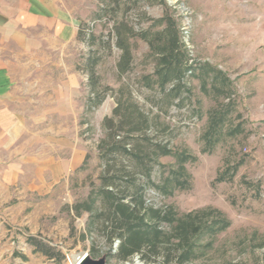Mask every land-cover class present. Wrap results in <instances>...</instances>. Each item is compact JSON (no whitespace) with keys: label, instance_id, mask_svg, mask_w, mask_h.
<instances>
[{"label":"rangeland","instance_id":"374dc122","mask_svg":"<svg viewBox=\"0 0 264 264\" xmlns=\"http://www.w3.org/2000/svg\"><path fill=\"white\" fill-rule=\"evenodd\" d=\"M163 1L178 21L194 71L173 101L149 83L156 79V61L142 38H131L133 62L120 73L122 51L112 32L121 19L138 32L150 28L164 15ZM17 2L8 0L16 19H10L11 38L0 31V65L8 64L12 75L11 92L0 101V264H84L88 258L159 264L141 254L118 257L120 229L107 213L98 215L105 210L103 173L125 202L138 203L141 196L145 208H172L177 217L209 213L189 247L176 246L171 226L162 223L168 235L160 261L168 256L166 264H180L189 251L184 264H264V0H26L23 15ZM94 56L99 89H110L88 109L87 63ZM204 65L220 69L231 83L216 80ZM128 92L150 126L136 134L131 154L116 153L106 164L100 158L108 139L103 122ZM229 104L209 148L203 134L210 113ZM163 145L195 157L185 164L189 190L168 195L160 188L178 168L174 156L158 155ZM236 166L232 179L217 180ZM90 197L98 199L92 211L76 208ZM218 213L229 226L214 232Z\"/></svg>","mask_w":264,"mask_h":264},{"label":"trees","instance_id":"16d2710c","mask_svg":"<svg viewBox=\"0 0 264 264\" xmlns=\"http://www.w3.org/2000/svg\"><path fill=\"white\" fill-rule=\"evenodd\" d=\"M121 1L122 0H113L111 4L119 5ZM163 4L165 5L164 15L160 19L155 20L150 28L142 29L138 32L127 21L121 19L114 21L112 32L116 38V46L122 51L117 65L120 73H125L130 70L133 62V44L131 38L137 36L142 38L149 44L151 55L154 56L156 61V79L155 81H148L152 84L153 82L156 83L160 89L165 92L168 99L173 101L175 98H180L182 87L184 86L183 80L186 75L190 71L191 74H194V71L193 67L186 62V54L181 48V35L178 21L167 3L163 1ZM103 8L105 9V6H103ZM111 10L116 9L112 8ZM154 26H161V29L153 30ZM78 36L79 38H83L82 29H79ZM98 62L99 58L94 56L90 58L87 63L92 94L88 99V109H92L101 104L105 100L106 92L110 89L109 87H106L104 91L99 89L100 78L95 71ZM203 70L204 72H215V79H220L224 85L231 83L227 75L220 69H215L210 67V65H204ZM174 81L176 84L171 89L167 90L166 86ZM202 87L207 91L206 80H203ZM213 87L218 91L220 89L216 85H213ZM127 95L126 101L121 100L122 97L126 95H121L117 106L113 110V114L106 117L103 122L107 130L108 139L104 147L103 144L101 145L100 158L106 164L109 163L108 157L116 153L123 155L131 154V143L134 138H136V134L145 133L150 126L148 115L132 99L130 92H128ZM229 109L230 104L221 112L216 108L212 109L208 129L203 134L205 144L209 146V148L213 147L218 141L215 134H217ZM122 133L124 135L120 136ZM158 147V155L174 156L178 167L169 173L160 188L168 195L172 194L176 189L189 190L192 185L188 178L185 164L194 160L195 157H192V155L186 152H173L168 148V145ZM110 168H108V172ZM236 170L237 166L230 177H226L228 174L226 171L217 180L225 181L232 179ZM102 179L103 185L100 192L104 195L105 210L99 212L98 215L107 213L108 216H111L112 220L115 221V230L116 227L120 229L118 237L121 242L118 250V257L122 260H128L135 254H141V258L144 261L166 264V262L169 261L167 259L168 256L166 259L163 257L161 261L158 259L162 254L161 246H163V242H165L163 239L165 235H168L161 228L162 223H167V225L171 226L172 236L179 240L176 245L179 248L185 246L189 247L192 237L199 234L203 229L202 218L209 214L207 212L191 213L185 217H177L176 212L172 208L165 213L153 208H145L141 196L138 203L132 201L125 202L124 197H119L112 189L107 187L112 184V181L108 180V176L105 173H103ZM89 200L90 201L82 203V205H76V208L78 206H84L86 211H92L93 205L98 199L90 197ZM213 225L217 227H211V230L218 232L226 229L229 226V221L225 218H221L220 213H218L217 219L214 220ZM30 241L33 243L34 239L31 238ZM179 258L180 264L187 262L189 260V251L182 253Z\"/></svg>","mask_w":264,"mask_h":264},{"label":"crops","instance_id":"0c3cea01","mask_svg":"<svg viewBox=\"0 0 264 264\" xmlns=\"http://www.w3.org/2000/svg\"><path fill=\"white\" fill-rule=\"evenodd\" d=\"M26 0H18L17 5H18V11L19 13L26 14ZM9 4L8 0H0V31L3 32L4 37L6 39L11 38L7 32H9L10 28V19L11 20H16L11 18L10 10H9ZM20 17L17 18V23H19ZM9 65L8 64H1L0 65V101L1 97H3L6 94H9L11 92V86H9L8 82L10 80L11 73L9 72Z\"/></svg>","mask_w":264,"mask_h":264},{"label":"water","instance_id":"95a60500","mask_svg":"<svg viewBox=\"0 0 264 264\" xmlns=\"http://www.w3.org/2000/svg\"><path fill=\"white\" fill-rule=\"evenodd\" d=\"M84 264H105L103 260H92L90 258L86 259Z\"/></svg>","mask_w":264,"mask_h":264},{"label":"bare ground","instance_id":"6f19581e","mask_svg":"<svg viewBox=\"0 0 264 264\" xmlns=\"http://www.w3.org/2000/svg\"><path fill=\"white\" fill-rule=\"evenodd\" d=\"M137 264H140V263H137Z\"/></svg>","mask_w":264,"mask_h":264}]
</instances>
